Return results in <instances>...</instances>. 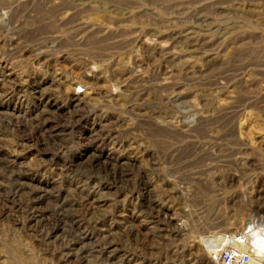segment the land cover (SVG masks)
Returning <instances> with one entry per match:
<instances>
[{
  "label": "rangeland",
  "instance_id": "rangeland-1",
  "mask_svg": "<svg viewBox=\"0 0 264 264\" xmlns=\"http://www.w3.org/2000/svg\"><path fill=\"white\" fill-rule=\"evenodd\" d=\"M249 224L264 0H0V264H218Z\"/></svg>",
  "mask_w": 264,
  "mask_h": 264
},
{
  "label": "bare ground",
  "instance_id": "bare-ground-1",
  "mask_svg": "<svg viewBox=\"0 0 264 264\" xmlns=\"http://www.w3.org/2000/svg\"><path fill=\"white\" fill-rule=\"evenodd\" d=\"M256 227L252 226V224L248 225V236L247 234L243 236L241 232L238 235L221 234L222 236L216 237L215 243L218 249L212 254L218 255L226 246L235 245L242 252L252 251L251 260L248 264H264V229Z\"/></svg>",
  "mask_w": 264,
  "mask_h": 264
},
{
  "label": "built area",
  "instance_id": "built-area-1",
  "mask_svg": "<svg viewBox=\"0 0 264 264\" xmlns=\"http://www.w3.org/2000/svg\"><path fill=\"white\" fill-rule=\"evenodd\" d=\"M251 253L252 251L242 252L235 245H228L218 255L214 253L213 260L218 264H248Z\"/></svg>",
  "mask_w": 264,
  "mask_h": 264
}]
</instances>
